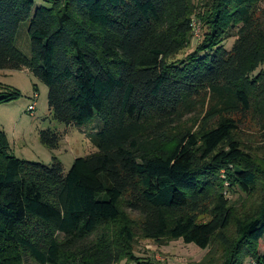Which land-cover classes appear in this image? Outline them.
Instances as JSON below:
<instances>
[{
    "label": "trees",
    "instance_id": "obj_1",
    "mask_svg": "<svg viewBox=\"0 0 264 264\" xmlns=\"http://www.w3.org/2000/svg\"><path fill=\"white\" fill-rule=\"evenodd\" d=\"M194 1L0 0V70L47 86L57 122L102 123L68 172L17 158L0 129V264H161L133 254L138 233L209 251L191 264H264V149L238 137L241 118L264 129V0ZM194 17L202 41L174 60ZM19 96L0 84V104Z\"/></svg>",
    "mask_w": 264,
    "mask_h": 264
},
{
    "label": "rangeland",
    "instance_id": "obj_2",
    "mask_svg": "<svg viewBox=\"0 0 264 264\" xmlns=\"http://www.w3.org/2000/svg\"><path fill=\"white\" fill-rule=\"evenodd\" d=\"M194 3L195 5L199 4V0H195ZM36 4L47 6L45 0H36ZM193 24V37L190 46L174 60L184 59L202 41L203 29L195 17ZM28 28L29 22L23 23L19 28L16 40L18 49L26 57L31 56ZM234 41L235 39L227 40L224 43L225 49L230 50ZM0 84L20 94L17 100L0 104V129L6 134L12 154L17 158L46 166H51L53 158H56L68 172L77 158L88 156L96 151L91 143V136L102 128L99 118L95 117L92 124L82 128L67 127L57 122L49 109L48 87L26 70H0ZM35 94L38 96L36 109L30 113L28 108L34 104ZM197 116V112L191 113L186 120L190 124ZM238 126V137L243 146L264 149V129L255 124L251 116L247 120L241 118ZM45 130L61 134L62 140L57 149L50 150L41 143L40 132ZM228 198L231 201L238 200L237 195L228 194ZM129 217L134 222L137 221L130 214ZM208 252V250H201L193 244L187 245L182 240L159 245L153 241L142 239L139 233L133 246V254L136 257L142 260L157 261L161 264L200 263ZM24 261L25 264H36L29 258ZM121 264H125V262ZM246 264L257 263L248 259Z\"/></svg>",
    "mask_w": 264,
    "mask_h": 264
},
{
    "label": "built area",
    "instance_id": "obj_3",
    "mask_svg": "<svg viewBox=\"0 0 264 264\" xmlns=\"http://www.w3.org/2000/svg\"><path fill=\"white\" fill-rule=\"evenodd\" d=\"M38 98V96L37 95H35L34 96V104L33 105H31V106H29V108H28V111L30 112V113H33L34 111H35V109H36V99Z\"/></svg>",
    "mask_w": 264,
    "mask_h": 264
}]
</instances>
